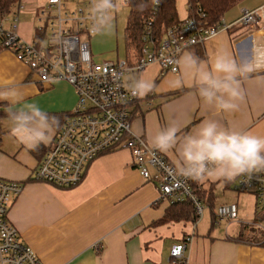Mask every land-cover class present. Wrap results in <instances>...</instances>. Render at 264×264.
Here are the masks:
<instances>
[{
  "label": "crops",
  "instance_id": "obj_1",
  "mask_svg": "<svg viewBox=\"0 0 264 264\" xmlns=\"http://www.w3.org/2000/svg\"><path fill=\"white\" fill-rule=\"evenodd\" d=\"M21 2L25 9L19 14L17 32L30 41L40 26L36 8L42 2ZM260 7L254 26L236 22L242 10ZM185 15L186 11L178 17ZM222 23L226 28L214 38L184 51H193L205 61L221 49L238 61L247 56L254 44L264 45V0L238 2L225 13ZM160 72L155 63L141 71L139 78L152 80L155 89L136 103L131 119V127L139 126V137L148 143L158 129L170 123L181 128L178 136H182L208 119L218 120L226 128L264 136V71L241 80L245 99L229 113L204 105L194 88H173L170 81L177 73ZM8 86L16 87L23 99L12 105L0 101L7 103V109L36 103L59 121L50 142L30 151L11 136L7 114L0 116V177L23 183L8 219L42 264H177L169 261L170 248L182 242L186 234H192L184 252L187 264H264V247L239 239L244 232L209 230L200 235L182 222L153 224L166 205L157 203L156 184L140 175L127 149L98 156L86 166L80 183L72 187L34 179L32 174L52 145L63 115L74 107L76 95L66 81L41 84L13 51L0 47V88ZM175 91L180 93L168 97ZM163 154L172 163L175 150Z\"/></svg>",
  "mask_w": 264,
  "mask_h": 264
},
{
  "label": "built area",
  "instance_id": "obj_2",
  "mask_svg": "<svg viewBox=\"0 0 264 264\" xmlns=\"http://www.w3.org/2000/svg\"><path fill=\"white\" fill-rule=\"evenodd\" d=\"M90 6L91 0H48L45 6L36 8L40 26L30 41L17 32L24 3L20 2L12 18L10 14L0 19V47L13 51L41 84L66 81L76 95L74 107L66 113L52 145L32 177L59 187H72L80 183L86 166L98 156L111 150L127 149L140 175L156 184L160 200L170 203L190 200L200 214L201 200L195 185L199 187L203 182L177 177L174 165L163 153L152 150L142 137L130 134L135 105L148 95L143 98L133 96L129 85L139 78L144 68L154 63L160 66L161 75L175 74L173 69L177 65L174 61L184 50L206 43L210 33L216 36L226 25L222 22L210 25L202 9L198 6L191 9L186 0L185 17L179 24L164 29L163 35L159 36L153 25L157 14L154 7L141 36V55L134 58L133 63L127 61V54L115 61H98L89 42L94 35L90 30ZM128 7L130 10V4ZM262 8L242 10L236 22L244 27L254 26ZM232 185L239 193L254 195V221L246 224L238 220L236 203L217 207L215 218L217 221L236 220L242 225L241 234H245L246 226L249 227L251 236L243 238L242 235L239 239L264 247V172L254 173L251 177L239 175ZM22 190V182L0 177V264H42L8 219L12 201ZM195 226L191 225L192 231ZM191 235L172 245L169 261L187 264L184 252Z\"/></svg>",
  "mask_w": 264,
  "mask_h": 264
},
{
  "label": "clouds",
  "instance_id": "obj_3",
  "mask_svg": "<svg viewBox=\"0 0 264 264\" xmlns=\"http://www.w3.org/2000/svg\"><path fill=\"white\" fill-rule=\"evenodd\" d=\"M158 5L160 0H150ZM130 4V0H91L89 18L94 35H108L113 30L114 14ZM148 4L141 0L137 11ZM215 33L209 34V39ZM177 75L170 81L173 88H194L204 105L218 112H234L245 99L241 80L264 71V45L254 44L249 54L239 61L226 50H218L210 61L202 60L193 51H183L174 61ZM155 89L152 80L138 78L129 85L131 94L143 98ZM22 94L14 86L0 88V101L19 104ZM7 121L11 136L30 151L47 145L59 121L36 103L9 108ZM130 134L139 136V126L130 127ZM181 128L170 123L150 137V148L160 153L175 150L174 175L194 182L231 181L239 175L251 177L264 172V136L224 127L218 120L208 119L198 128L178 136Z\"/></svg>",
  "mask_w": 264,
  "mask_h": 264
},
{
  "label": "trees",
  "instance_id": "obj_4",
  "mask_svg": "<svg viewBox=\"0 0 264 264\" xmlns=\"http://www.w3.org/2000/svg\"><path fill=\"white\" fill-rule=\"evenodd\" d=\"M21 1L22 0H0V19L16 12V10L13 11V9L17 7ZM240 1L242 0H187L191 9L197 6L202 9L210 25H216L222 22L225 13ZM140 2L141 0H130V10L125 25L126 58L129 63H133L134 58L141 55V36L144 32L145 22L149 19L154 7L156 8L157 14L153 18V25L159 36L163 35L164 29L177 25L180 22L176 8L177 0H160L158 5H152L150 0H144V2L148 4V7L143 12L137 11L136 9V5ZM179 93L180 91H175L168 94V97L175 96ZM7 106V103H0V116L7 114ZM2 107H4V109H1ZM65 115L66 113L63 115V119ZM226 182L231 183L232 180ZM195 188L196 194L200 196L199 198H201L204 192H208L203 183L199 187L195 185ZM210 196L211 190L207 194V197H209L208 200H211ZM204 200L205 199H201V201ZM157 203L165 204L166 208L164 209L163 215L153 224H163L171 221L182 222L188 224L190 227L189 229H191V225L195 224L199 218V214L190 200L170 203L159 199ZM212 217L213 219L216 217V210L212 211ZM213 224L214 222L212 225ZM187 235L188 234L184 235L183 240Z\"/></svg>",
  "mask_w": 264,
  "mask_h": 264
},
{
  "label": "rangeland",
  "instance_id": "obj_5",
  "mask_svg": "<svg viewBox=\"0 0 264 264\" xmlns=\"http://www.w3.org/2000/svg\"><path fill=\"white\" fill-rule=\"evenodd\" d=\"M48 0H41V6H45ZM186 0H177L176 8L179 16H182L185 12ZM17 7L13 9L15 11ZM129 12V7L126 6L122 10L117 11L113 18V30L108 35H92L89 38L91 51L98 61H115L117 58L122 59L127 54L126 41H125V25L127 21V16ZM12 18L13 15L11 14ZM1 109H4L2 107ZM205 189L208 192H204L200 201V206L202 208L199 218L195 223V230L200 235H206L209 230L210 232H220L226 231L230 233H238L242 225L235 221L218 220L213 219L212 211L216 210L217 207L223 204L236 203L238 206V220L243 221L246 224H250L255 219V203L256 199L251 193H239L233 189L232 182L228 183L226 181H212L208 180L205 183ZM211 190V196L207 197V194ZM214 224L212 225V223ZM244 226V225H243ZM226 229V230H225ZM192 230V227H191ZM244 238H249L251 236V231L249 227H245Z\"/></svg>",
  "mask_w": 264,
  "mask_h": 264
}]
</instances>
